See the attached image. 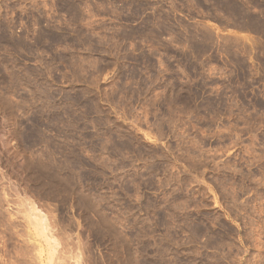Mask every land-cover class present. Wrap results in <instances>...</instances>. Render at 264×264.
<instances>
[{
  "label": "rangeland",
  "instance_id": "374dc122",
  "mask_svg": "<svg viewBox=\"0 0 264 264\" xmlns=\"http://www.w3.org/2000/svg\"><path fill=\"white\" fill-rule=\"evenodd\" d=\"M263 30L264 0H0V264H264Z\"/></svg>",
  "mask_w": 264,
  "mask_h": 264
},
{
  "label": "bare ground",
  "instance_id": "6f19581e",
  "mask_svg": "<svg viewBox=\"0 0 264 264\" xmlns=\"http://www.w3.org/2000/svg\"><path fill=\"white\" fill-rule=\"evenodd\" d=\"M226 9H227V8H226ZM239 10H240V9H239ZM235 11H236V10H235ZM230 13H231V12H230ZM232 13H233V12H232ZM237 13H238V12H237ZM233 14H234V13H233ZM231 15H232V14H231ZM234 15H235V14H234ZM232 16H233V15H232ZM252 22H254V21H252ZM245 24H246V23H245ZM253 24H254V23H253ZM243 25H244V24H243ZM246 25H247V24H246ZM250 27H251V26H250ZM255 27H256V26H255ZM255 27H254V28H255ZM257 27H258V26H257ZM243 28H244V27H243ZM257 29H258V28H257ZM257 29H256V30H257ZM260 29H261V28H260ZM263 31H264V30H263ZM263 31H262V32H263ZM257 32H258V30H257ZM35 220H36V219H35ZM34 225H35V224H34ZM34 225H33V226H34Z\"/></svg>",
  "mask_w": 264,
  "mask_h": 264
}]
</instances>
